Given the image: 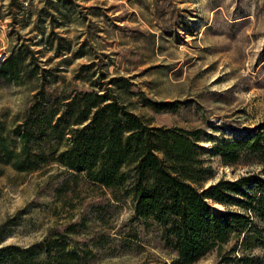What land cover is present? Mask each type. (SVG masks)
<instances>
[{
    "label": "rangeland",
    "instance_id": "obj_1",
    "mask_svg": "<svg viewBox=\"0 0 264 264\" xmlns=\"http://www.w3.org/2000/svg\"><path fill=\"white\" fill-rule=\"evenodd\" d=\"M19 48L32 52L25 82L0 78V126L13 148L44 84L61 98L123 77L125 104L152 126L203 132L207 188L262 174L254 163L225 164L215 146L264 126V0H0V65ZM155 103L174 106L158 112ZM41 142L69 144L68 136ZM2 158L0 249L64 247L72 264H171L176 256L157 225L137 219L131 199L54 161L18 172ZM195 264H264V252L234 238Z\"/></svg>",
    "mask_w": 264,
    "mask_h": 264
},
{
    "label": "trees",
    "instance_id": "obj_2",
    "mask_svg": "<svg viewBox=\"0 0 264 264\" xmlns=\"http://www.w3.org/2000/svg\"><path fill=\"white\" fill-rule=\"evenodd\" d=\"M28 53L12 49L0 65V78L24 83L31 65ZM29 74L34 77L37 69ZM96 83L61 98L45 84L40 87L13 132L18 148L10 145L0 126L1 161L18 172H34L54 161L84 173L116 199H131L137 219L151 220L162 231L176 255L171 264H195L234 238H243L245 246L259 245L264 252V126L215 146L225 164L254 163L262 174L207 188L211 177L201 158V130L152 126L125 104L131 85L127 78H114V88ZM153 105L158 112L174 106ZM67 136L63 150L39 146L42 140ZM42 251L49 256L46 260L40 258ZM72 256L64 247L55 253L52 248L0 249V262L7 264H72Z\"/></svg>",
    "mask_w": 264,
    "mask_h": 264
}]
</instances>
